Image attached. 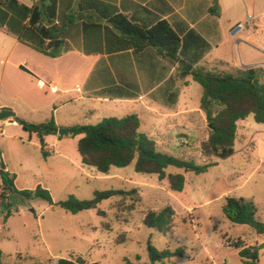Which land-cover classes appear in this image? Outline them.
I'll list each match as a JSON object with an SVG mask.
<instances>
[{
    "label": "trees",
    "instance_id": "obj_1",
    "mask_svg": "<svg viewBox=\"0 0 264 264\" xmlns=\"http://www.w3.org/2000/svg\"><path fill=\"white\" fill-rule=\"evenodd\" d=\"M42 1L43 9L39 5L29 7L18 0L0 1V27H6L7 31L23 44L51 57H57L62 52L61 47H57V41L62 43V37L75 20L73 16L61 17V0ZM78 10L91 11L98 20L106 23L105 25L97 22L83 23L84 53L109 55V63L101 61L95 71V75L102 81L100 95L128 99L138 97L140 86L127 51L132 49L133 54L137 56L152 50L166 63L165 66L158 68L159 80H163V85L159 89L161 94H151L153 99L166 106H174L179 98L178 90L175 89L176 81L187 77H191L193 82L204 89L200 110L205 115L209 135L201 146L203 155L219 159L231 157L235 153L240 123L252 116L256 123L264 124L262 67L225 72L200 65L211 49L209 43L188 26L181 23L172 24L160 16L139 22L134 15L126 14L119 7L101 0H82ZM220 11L219 0H212L209 12L219 16ZM157 67L150 66V72L154 73ZM172 67H175V74L168 77ZM14 120L26 132L38 136L42 154L48 157L49 153L45 151V137L59 134L54 117L39 124L26 122L16 116ZM70 130L73 131L71 135L81 136L78 152L82 164L105 175L114 167L125 168L134 164L137 173L156 175L161 181L167 180L169 190L176 193L185 189L184 173L199 175L218 165L216 162L201 165L193 160L160 151L157 142L141 131V119L136 113L124 117H108L96 125H75ZM170 167L183 170L184 173H167ZM0 177L2 181L0 216L5 220L18 212V209L13 210L14 206H19L18 199L44 200L49 205H58L71 214L96 210L99 216L105 218L106 212L100 209L103 201L120 198L133 202L134 196L139 194L137 188L95 190L92 199H79L75 195H69L65 200L54 203L51 192L43 187L18 190L14 184L15 175L6 172L2 162ZM136 202H141V199ZM129 209L133 211L135 208ZM223 211L230 222L247 225L257 235H264V222L258 218L257 207L252 200L227 197ZM175 215L174 209L167 206L160 211L147 212L143 223L150 229L167 234L174 228ZM122 239L117 240V244L125 242L126 233L122 235ZM227 243L238 250L244 263L260 264L256 247L249 246L239 239L235 242L227 240ZM148 249L150 260L161 264L183 253L182 249L175 252L169 249L159 251L151 244ZM3 258L4 254L0 250V264H3ZM57 264L101 263L87 262L81 257H70L59 259Z\"/></svg>",
    "mask_w": 264,
    "mask_h": 264
},
{
    "label": "rangeland",
    "instance_id": "obj_2",
    "mask_svg": "<svg viewBox=\"0 0 264 264\" xmlns=\"http://www.w3.org/2000/svg\"><path fill=\"white\" fill-rule=\"evenodd\" d=\"M255 1L258 9H261L264 0ZM39 6L43 9V2H39ZM234 40L231 39L234 56L239 63ZM78 68L84 74L88 69L86 65L75 66L74 72L65 78L70 87L81 84V80L75 78ZM186 80H190L189 86L185 85ZM21 87L28 94H41L31 79H22ZM178 87L181 94L173 107L149 97L143 99V104L98 102L94 105L96 111L87 119L83 115L86 106L74 100L62 112L61 123L65 125L73 120L78 124L96 125L108 117L137 113L141 119V131L157 142L160 151L201 165L216 162L217 166L199 175L170 167L167 173H184L186 178L184 191L176 193L169 190L167 180L161 181L156 175L137 173L134 164L125 168H112L113 173L128 178L122 184L118 179H105V174L93 168L91 170L102 177L100 180L98 177L90 178L85 173L75 171L76 167H72L69 161L64 162L62 173L58 176L53 174L42 178L52 188L48 190L54 203L65 200L69 195L92 199L95 190L137 188L139 194L134 196L133 202L120 198L103 201L100 209L106 212L105 218L99 216L96 210L74 215L58 205L50 206L44 200L18 199L23 215H16L12 219L16 239L10 242V253L19 251L23 256L30 252L40 253L42 249L37 245L39 240L36 236H42L57 251L76 247V252L82 255L77 254V257L101 264H150V244L159 251L169 249L175 252L182 249L181 256L165 260V264H249L244 263L238 250L227 243V240L235 242L239 239L256 247L259 262L264 264V248L259 247L264 242V235H257L247 225L230 222L223 211L227 197L252 200L257 207L258 218L264 222V124H258L252 116L249 117L243 122L247 132L242 124L239 126V143L231 157H207L201 150L202 143L209 135L205 115L200 110L204 89L189 77L178 80ZM82 91L86 94L87 88L82 86ZM80 138V135L63 136L59 148L51 147V153L56 157L50 162L60 161L59 153L80 162ZM44 159L41 151L32 147V166H42ZM34 180L32 178V183ZM139 198L141 202L137 203ZM130 206L135 209L130 211ZM167 206H171L176 213L172 232L162 234L144 225L143 219L147 212L160 211ZM123 212H126L127 221H119L118 216L122 219L125 215ZM130 213L131 217L128 216ZM124 233L125 242L117 244V240H123ZM70 257L74 255L62 252V258ZM3 264H20V261L4 256Z\"/></svg>",
    "mask_w": 264,
    "mask_h": 264
},
{
    "label": "crops",
    "instance_id": "obj_3",
    "mask_svg": "<svg viewBox=\"0 0 264 264\" xmlns=\"http://www.w3.org/2000/svg\"><path fill=\"white\" fill-rule=\"evenodd\" d=\"M18 1L29 7L43 2L42 0ZM81 1L61 0V17L64 18L65 15L73 16L75 22L66 30L62 37V43L59 42L60 44L57 47H61L62 52L57 57H51L23 44L15 35L9 33L6 27H0V110H11L16 114V117L36 124L47 122L54 117L59 128L63 127L70 130L75 125H85L78 124L73 120L64 123L65 125L61 123L62 112L74 100L80 101L86 106L83 110V115L86 119L94 114L96 111L94 105L98 102L143 104V99H148L147 97L158 102V100L153 99L151 94H161L159 89L163 85V80H159L160 72L158 68L159 66H165L166 63L163 59L156 56L152 50H147L137 56L133 54L132 49L127 51L135 68V74L140 86V95L138 97L128 99L100 95L102 81L95 75V71L101 61L105 60L109 63V55L106 53H84L85 36L83 23L97 22L103 23V25L106 23L98 20L91 11H79L78 5ZM101 1L119 7L126 14L134 15L139 22H146L150 17L160 16L169 20L172 24L181 23L184 26H188L189 29L195 30L211 46L210 51L205 55L200 65L225 72L246 69L247 67H262L264 69V3L261 9H258L255 0H219L221 11L220 15L216 16L209 12L212 0ZM239 23H244L245 28L235 38L231 32ZM231 39H235L234 44L238 53L239 63L235 59L234 46ZM78 65H86L88 69L84 74L78 68L75 78L81 80V84L77 87H70L65 82L66 75L70 74V72L73 73V68ZM152 65L158 66L154 73L149 70ZM174 74L175 67H172L168 77ZM24 78L31 79L35 88L41 94H28L26 89L21 87V82ZM39 80L57 85L59 91L52 92L48 87H39ZM178 80L180 79H177L175 89L181 94ZM190 84V80H186L185 85L189 86ZM82 86L87 88L86 94H83ZM240 124L247 132V128L243 126L244 123L241 122ZM0 125L2 126L0 133V164L1 162L4 164L6 172L15 175L14 184L18 190H32L39 186L51 190L52 188L42 181V178L45 175L52 176L55 174L58 176L62 173L63 163L68 161L72 167H76L75 171L85 173L90 178L97 179L98 177L99 180L101 179L102 176L96 175L94 170H91L92 167L82 164L81 160L80 162L73 161L61 153L58 154L60 161L50 162L53 157H56L52 155L51 147L59 148L63 142V136L60 137L59 134L45 137V151L49 153V156H43L45 159L42 162V166H32V147L38 148L42 153V146L38 136L26 132L14 118L1 121ZM95 171L97 170L95 169ZM110 173V175H104L105 179H118L122 184L128 180L127 177L113 173L112 170ZM32 178L35 179L33 183ZM1 192L2 181L0 177V194ZM17 209L18 212L6 220L0 216V250L4 256L17 258L20 264H57V261L62 258V252L70 253L74 255V258H77V254L79 255L80 253L76 252V247L57 251L42 236H36L39 240L37 245L42 249L40 253L30 252L26 253L25 256L19 251H14V254L10 253V242L16 239V234L11 225L12 219L16 215H23L19 206H17ZM123 213L125 215H123L122 219L118 216L119 221H127L126 212ZM131 215V213L128 214L130 217ZM80 256L82 255L80 254Z\"/></svg>",
    "mask_w": 264,
    "mask_h": 264
},
{
    "label": "water",
    "instance_id": "obj_4",
    "mask_svg": "<svg viewBox=\"0 0 264 264\" xmlns=\"http://www.w3.org/2000/svg\"><path fill=\"white\" fill-rule=\"evenodd\" d=\"M59 44H60L59 41H57V46H59ZM247 68H249V67H247ZM15 116H16V114L11 110H8V109L0 110V122L7 120V119L15 118ZM72 132L73 131L69 130V129L59 128V135L60 136H66L68 134H71ZM16 208H17V206H14L13 210H16ZM259 247L264 248V242ZM150 264H155V263H154V261H151Z\"/></svg>",
    "mask_w": 264,
    "mask_h": 264
},
{
    "label": "built area",
    "instance_id": "obj_5",
    "mask_svg": "<svg viewBox=\"0 0 264 264\" xmlns=\"http://www.w3.org/2000/svg\"><path fill=\"white\" fill-rule=\"evenodd\" d=\"M0 1H3V0H0ZM245 28V24L244 23H239L236 25V27L234 28V30H232L231 34L234 36V37H237L239 32L241 30H243ZM38 86L41 87V88H46L48 87L52 92H58L59 91V88L57 85H54V84H50L44 80H39L38 81ZM1 128L2 126L0 125V133H1Z\"/></svg>",
    "mask_w": 264,
    "mask_h": 264
}]
</instances>
